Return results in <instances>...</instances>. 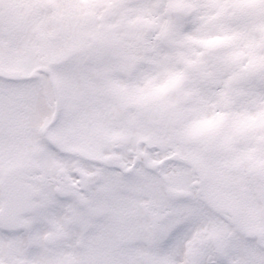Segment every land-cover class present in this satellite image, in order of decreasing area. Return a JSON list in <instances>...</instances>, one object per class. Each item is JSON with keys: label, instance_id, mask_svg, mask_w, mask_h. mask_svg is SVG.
Returning a JSON list of instances; mask_svg holds the SVG:
<instances>
[{"label": "snow or ice", "instance_id": "6c2138e0", "mask_svg": "<svg viewBox=\"0 0 264 264\" xmlns=\"http://www.w3.org/2000/svg\"><path fill=\"white\" fill-rule=\"evenodd\" d=\"M71 7L73 41L0 22V264H264V135L217 155L241 102V10L122 0L155 23L106 50L79 39ZM175 37L196 46L187 62ZM240 78L264 128V56Z\"/></svg>", "mask_w": 264, "mask_h": 264}, {"label": "rangeland", "instance_id": "374dc122", "mask_svg": "<svg viewBox=\"0 0 264 264\" xmlns=\"http://www.w3.org/2000/svg\"><path fill=\"white\" fill-rule=\"evenodd\" d=\"M74 4L78 5L74 14L79 39L90 48L97 46L98 33L104 37V48L111 50L128 38L134 29L142 30L155 23L151 14L138 13L133 16L131 10L122 11V0H0V22L20 30L28 27L42 30L48 33L52 43H58L62 26L73 16L71 6ZM233 6L241 10L245 26L232 41L236 62L230 70L234 73L232 82L235 94L241 102L235 106L232 118L226 121L218 137L217 155L225 161L233 160L241 152L248 153L251 146L264 135V128L246 119L255 113L256 106L242 99L240 78L242 67L248 65L253 56H264L261 51L264 48V10L259 8L258 0H233ZM61 8L65 9L63 16L57 14ZM214 27L210 22L208 30L212 31ZM171 42L181 50L180 54L187 62L196 46L183 37L172 38ZM178 97L183 98L179 93ZM227 138H233V143L225 145Z\"/></svg>", "mask_w": 264, "mask_h": 264}, {"label": "clouds", "instance_id": "9594fccd", "mask_svg": "<svg viewBox=\"0 0 264 264\" xmlns=\"http://www.w3.org/2000/svg\"><path fill=\"white\" fill-rule=\"evenodd\" d=\"M70 23V21L68 20L61 28V37H60V42H63L65 40L68 41H73L76 39V37L74 36V34L68 30L67 25ZM91 47V46H89ZM256 179L258 182H260L262 184V186H264V175H260L257 174ZM259 209L255 208L254 206H246L243 209H241V211L247 215V216H251L253 215V213L255 211H258Z\"/></svg>", "mask_w": 264, "mask_h": 264}]
</instances>
